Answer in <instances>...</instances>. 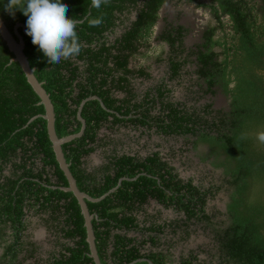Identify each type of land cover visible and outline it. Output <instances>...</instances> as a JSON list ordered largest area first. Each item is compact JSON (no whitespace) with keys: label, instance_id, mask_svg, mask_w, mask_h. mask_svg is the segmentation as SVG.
<instances>
[{"label":"trees","instance_id":"trees-1","mask_svg":"<svg viewBox=\"0 0 264 264\" xmlns=\"http://www.w3.org/2000/svg\"><path fill=\"white\" fill-rule=\"evenodd\" d=\"M136 1L105 0L101 8L96 9L91 6V0H65L68 5L66 15L78 21L76 31L81 52L62 59L59 64L49 63L31 43V38L24 35V51L30 65L36 68L35 74L39 81L44 82L43 86L54 104L59 137L80 131L82 124L77 113L84 99L96 95L108 109H104L98 100H88L81 112L86 121L83 135L63 145L80 190L99 198L117 186L101 200L87 201L90 212L97 215L92 222L103 264H109L110 247H113L110 254L113 264H129L135 260L134 264H151L147 260H139L140 251L131 245L134 238L111 233L112 229L121 226L128 230L137 229V214L148 196L164 205L170 204L171 199H178L176 206L189 217L196 215L199 202L192 201L197 187L191 182L182 184L170 177L173 176L170 168L157 154L146 161L127 154L114 155L109 164L100 167V179L97 178L98 171H89L83 161L98 143L101 144L97 134L105 123L114 125L128 120L147 124L145 119L150 116L146 111L143 119L140 116L120 118L119 115L131 112L128 105L137 108L138 104L111 96L107 87L108 77L113 71L123 72L120 79H114L112 87H126L122 82L127 84V76L134 73L127 67L129 58L141 41L146 42L149 38L166 0H144L139 14L120 37L110 45L107 40H101L104 32L116 27L120 15L129 7L127 3ZM8 3L9 0H0V14L9 28L12 29L16 22L25 24L26 17L22 12L11 9ZM209 7L217 23L204 34L206 52H199L198 62L202 66L198 73L209 80L210 86L220 82L225 92L232 96V118L223 120L224 129L228 131H222L221 145L216 143L217 140L215 143L227 155L228 161L222 164L228 173L236 176L237 184V197L230 205L232 222L218 234V239L227 264H264V0H212ZM97 17H102L103 22L91 26L90 21ZM126 19H121V23ZM186 30L181 25H170L162 38L168 40L177 52L176 45L183 44ZM214 47H219L221 60L214 58L217 55ZM12 56L0 37V216L5 222L10 221L15 234V243L8 244L6 251L13 260L16 259L21 232L25 229L22 202L27 197L34 200L31 207L39 204L40 209L48 213L49 216L44 218L46 222H60L63 218L61 230L74 241V245L64 246L61 258L53 264H95L89 255L86 227L77 199L71 192L53 188L54 185L67 186V179L56 161L46 120L37 117L29 122L32 117L43 114L44 107L38 104L40 99L19 64L9 63ZM182 63L171 59L172 75L178 74ZM231 83L233 86L230 88ZM167 106L170 108L167 115L170 131L192 133L198 114L179 109L173 103ZM183 187L192 190L189 201L183 199V194H178ZM170 189L172 195L166 191ZM203 217L208 219L205 214ZM71 224L72 228L68 226ZM3 229L1 226V239ZM144 229L160 230L154 226ZM150 238L154 245L157 244L155 236ZM149 260L153 264H167L166 257L160 252H151Z\"/></svg>","mask_w":264,"mask_h":264},{"label":"flooded vegetation","instance_id":"flooded-vegetation-1","mask_svg":"<svg viewBox=\"0 0 264 264\" xmlns=\"http://www.w3.org/2000/svg\"><path fill=\"white\" fill-rule=\"evenodd\" d=\"M182 1L193 3L196 8L205 7L201 4L210 8L212 3V0H166L158 12V20L149 38L146 42L141 41L137 51L129 58L127 67L134 73L127 76V84L122 82L126 87L123 89L112 87L114 79H120L123 72L113 71V74L108 77L107 87L111 90V96L123 101L128 99L132 103L138 104L137 108L131 104L128 105L131 112L119 115L120 118L140 116V119H143L147 111L150 115L145 119L147 124L131 123L128 120L114 125L105 123L97 134L101 144L98 143L92 152L102 150L101 162L99 164L92 163V160L90 161L93 157L92 153L83 161L89 171H98L97 178L100 179L102 175L100 167L109 164L114 155L127 154L146 161L157 154L161 161L166 162L168 169L170 168L173 174L170 177L180 180L182 184L191 182L197 187V191L194 192L196 197H192L193 202L199 201L196 205V215L189 217L184 210L178 208L176 206L178 199H171L170 204L164 205L148 196V200L140 205L137 214L138 228L128 230L121 226L112 229V235L121 233L129 238H134L131 245L140 251L141 258L139 260L150 261L149 254L151 252H160L166 257L167 264H188L189 262L191 264H227L226 255L221 252L218 234L228 228L232 222L230 205L236 200L237 184L235 183L236 176L228 173L222 164L228 161L227 155L219 147H216V143L221 145L222 131H228V129H224L223 120L229 121L232 118L231 115L234 112L232 96L225 92L220 82L217 81L210 86L209 80L198 73L202 66L198 62L199 52H206V47L203 44L204 34L217 23L214 12L212 11L211 16L215 22L209 20L200 23L197 32L199 40L191 46L187 43V39L190 32L193 31V25L187 17L183 18V24L182 21H170L161 14L166 3L174 2L176 4V2ZM127 4L129 7L120 15L116 27L104 32V37L101 38L102 41L107 40L108 45L125 32L139 14L144 0ZM124 18L128 19L121 23V19ZM185 22L187 23L185 24ZM170 25H181L187 29L184 32L183 44L176 45L179 49L178 53L168 40L162 38L163 34L170 29ZM213 51L217 54L214 58L221 60L222 55L218 56L219 47H214ZM174 58L183 62L175 76L171 71V59ZM178 86L186 92L188 98L184 99L176 94L175 89ZM232 86L231 83L230 88ZM170 103L177 105L179 109L185 108L184 110H188L190 113L195 111L194 113L198 114L199 119L193 124L192 133L170 131L168 127L170 120L167 116L170 114L167 104ZM110 111L112 112V110ZM104 126L113 132L101 137L100 130ZM163 127L169 128V130L166 131ZM120 128H129L131 132H134L133 140H127L123 134L115 133ZM215 140H217L216 143ZM154 177L158 179L157 176ZM29 178L27 177V179ZM62 186V184L54 185L53 188L60 189ZM166 191L170 195L173 194L171 189ZM191 192L192 190L183 187L178 194H183L185 196L183 199L189 201ZM199 197L204 200L203 205ZM33 202L34 200L31 198H23L25 229L21 232V239L18 249H16L17 256L14 260L13 256L6 251L8 244L15 243L14 229L10 221L5 222L4 217L0 216V227L4 228L3 239L0 238V264H25V260L28 261V264H53L61 258L64 246L74 245V241L66 237L61 230L64 223L63 218H60V222H46L44 218L49 216L48 213L41 210L39 204L31 207ZM200 205H202V211H200ZM204 214L208 216V219L203 217ZM41 225L49 231L52 239H42L38 236L40 235L37 233L38 226ZM68 226L72 228V224ZM151 226L158 227L161 231L144 229ZM45 228L42 231H45ZM150 236H155L157 244L152 243ZM112 250L113 247L108 250L107 262L109 264H113L110 256ZM135 261L129 264H134Z\"/></svg>","mask_w":264,"mask_h":264},{"label":"water","instance_id":"water-1","mask_svg":"<svg viewBox=\"0 0 264 264\" xmlns=\"http://www.w3.org/2000/svg\"><path fill=\"white\" fill-rule=\"evenodd\" d=\"M24 35H26L24 23L16 22L13 25L12 29H10L5 19L0 14V37L2 41L7 45L8 49L13 53V56L10 58L9 63L17 62L19 64V66L21 67L22 71L25 74L27 82L30 84L33 91L38 95L40 99L38 104L43 105L44 107V113L32 117L29 120V122L37 117H42L46 120L47 133L49 140L51 141V145L55 154L56 161L58 162L60 169L63 171L68 183L67 186H62L60 187V189L65 192H71L74 195V197L77 199V202L81 209V213L84 218V225L86 227V240L90 248L89 255L93 258L95 264H103L97 250L96 238H95L94 227L92 222L93 219L97 217V215L90 212L87 201H91V202L99 201L109 193L113 192L117 188V186L116 188L115 187L112 188L106 194H104L99 198H94L90 196L88 193L80 190L77 181L72 171L70 170V163L66 160L63 150V145L83 135L86 128V121L82 117L81 111H82V107L88 100H98L104 109L106 110L108 109L106 108L103 101L96 95L84 99L81 102L78 110V119L82 124L80 131L75 134L59 137L57 135L56 126H55L56 113H55L54 104L52 102L50 94L43 86L44 82L39 81V79L37 78L35 74L36 68L30 65L29 59L24 51L25 49ZM121 181L122 179L120 180V182ZM149 262L153 264L151 261Z\"/></svg>","mask_w":264,"mask_h":264},{"label":"clouds","instance_id":"clouds-1","mask_svg":"<svg viewBox=\"0 0 264 264\" xmlns=\"http://www.w3.org/2000/svg\"><path fill=\"white\" fill-rule=\"evenodd\" d=\"M9 3L11 9H19L26 17L25 34L49 63L59 64L62 59L80 54L78 21L66 15L65 0H9ZM103 3L105 0H91V6L96 9ZM102 22V17H97L90 24L98 26Z\"/></svg>","mask_w":264,"mask_h":264},{"label":"rangeland","instance_id":"rangeland-1","mask_svg":"<svg viewBox=\"0 0 264 264\" xmlns=\"http://www.w3.org/2000/svg\"><path fill=\"white\" fill-rule=\"evenodd\" d=\"M208 1V0H205ZM164 15V17H167L170 21H182L183 18L187 17V19L191 22L192 26V30L190 32V35L188 36L189 38L187 39V43L191 46L192 44L197 43V41L199 40V33H197L199 31L200 28V23H204L207 22L209 20H213V17L211 16L212 10L208 7H202V8H196L195 5L193 3H186L185 1L182 2H176V4L174 2H170V3H166L165 7L162 9V13ZM181 19V20H180ZM160 21V20H159ZM214 21V20H213ZM183 22V21H182ZM215 22V21H214ZM187 22H185L186 24ZM184 24V22H183ZM160 73V72H159ZM181 86V85H180ZM178 86L175 89L176 94H178V96H180L181 98H188V95L186 94L185 91H183L181 89V87ZM113 130L111 129H106V126H104L101 130H100V136L101 137H105V135H109L110 133H112ZM115 133H119V134H123L124 136L127 137V140H133V135L134 132H131V130L128 128H120L118 129L117 132ZM114 133V134H115ZM102 150H96L94 153H92V158L90 159V161L92 160V163L94 164H99L101 162L102 159ZM176 217V215L174 216V218ZM44 226H38V231L37 233H40V235H38L39 237H42V239H47L50 240L52 238L51 235H49V231L45 228L44 230ZM25 264H28V261L25 260L24 262Z\"/></svg>","mask_w":264,"mask_h":264}]
</instances>
